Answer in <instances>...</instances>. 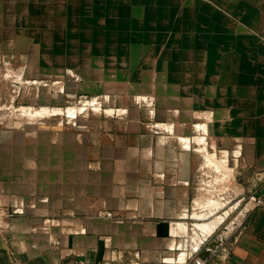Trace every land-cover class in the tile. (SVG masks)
<instances>
[{"label":"crops","instance_id":"obj_1","mask_svg":"<svg viewBox=\"0 0 264 264\" xmlns=\"http://www.w3.org/2000/svg\"><path fill=\"white\" fill-rule=\"evenodd\" d=\"M0 52L45 90L0 123V264H189L208 167L264 194V0H0ZM234 225L201 264H264V205Z\"/></svg>","mask_w":264,"mask_h":264},{"label":"rangeland","instance_id":"obj_2","mask_svg":"<svg viewBox=\"0 0 264 264\" xmlns=\"http://www.w3.org/2000/svg\"><path fill=\"white\" fill-rule=\"evenodd\" d=\"M13 59H9L7 55L0 52V123H15L22 120H40L43 117L33 116L29 113L34 109L41 108L42 93L45 91L42 88L40 81L25 80L24 76H43L38 70L32 69L29 71L25 65H17L12 62ZM29 68V67H28ZM28 70V71H27ZM58 91L55 84L51 89L52 94H56ZM71 102H66V105H75L79 103L78 99L71 98ZM81 105V104H79ZM63 105L62 107H64ZM50 122H66L72 120L70 116L66 114L49 115L44 117ZM207 171L206 169L204 172ZM208 176L204 179L209 180L208 183L214 189L209 192V198L216 201V207L211 208L207 215L210 219L218 217L220 222L219 226L213 231L208 232L204 229H197L195 225L190 224L189 231L185 236L184 247L188 249L192 254V258L189 259V264H195V260H199L198 264H201L200 252L206 248L210 249V252H217L218 243L222 242L221 237L224 235L226 238H230L235 225L240 218H244L249 211V207L253 206L249 201V196L259 195L264 198V194L247 191L241 184L244 182L241 180L243 177H233L230 174L222 175L223 172L214 171L213 167H208ZM236 204V205H235ZM242 223V222H241ZM196 228V229H195ZM194 229L198 232L194 239ZM200 240H203L200 243ZM199 246H197V243ZM212 242H216L215 246H211ZM216 250V251H215ZM178 250L175 252L174 257H178ZM165 264V263H162Z\"/></svg>","mask_w":264,"mask_h":264},{"label":"water","instance_id":"obj_3","mask_svg":"<svg viewBox=\"0 0 264 264\" xmlns=\"http://www.w3.org/2000/svg\"><path fill=\"white\" fill-rule=\"evenodd\" d=\"M158 229H159V231H158L159 235H162V236H167L168 235V230H169L168 224H162L161 223V224H159ZM211 244H212L211 246L213 247L217 243L216 242H212ZM102 252H103V249H102V247H100V252H99L98 258H97L98 261H100L101 258H102ZM209 252H210V249L206 248V249L202 250V252H200L199 255H200L201 258L205 259V258L208 257Z\"/></svg>","mask_w":264,"mask_h":264},{"label":"built area","instance_id":"obj_4","mask_svg":"<svg viewBox=\"0 0 264 264\" xmlns=\"http://www.w3.org/2000/svg\"><path fill=\"white\" fill-rule=\"evenodd\" d=\"M249 201L252 203L253 206L264 205V198L256 194L249 196Z\"/></svg>","mask_w":264,"mask_h":264},{"label":"bare ground","instance_id":"obj_5","mask_svg":"<svg viewBox=\"0 0 264 264\" xmlns=\"http://www.w3.org/2000/svg\"><path fill=\"white\" fill-rule=\"evenodd\" d=\"M211 164V163H210ZM211 201V200H210ZM200 223V222H199ZM210 226H211V224H210ZM199 227H201V228H203V229H205V227H208L207 225H204V226H202L201 224H199ZM208 229V228H207Z\"/></svg>","mask_w":264,"mask_h":264}]
</instances>
